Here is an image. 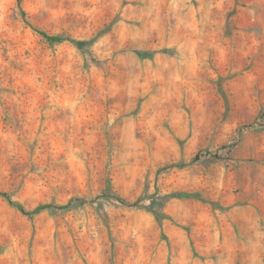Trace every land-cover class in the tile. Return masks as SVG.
<instances>
[{
  "label": "rangeland",
  "instance_id": "obj_1",
  "mask_svg": "<svg viewBox=\"0 0 264 264\" xmlns=\"http://www.w3.org/2000/svg\"><path fill=\"white\" fill-rule=\"evenodd\" d=\"M0 264H264V0H0Z\"/></svg>",
  "mask_w": 264,
  "mask_h": 264
},
{
  "label": "trees",
  "instance_id": "obj_2",
  "mask_svg": "<svg viewBox=\"0 0 264 264\" xmlns=\"http://www.w3.org/2000/svg\"><path fill=\"white\" fill-rule=\"evenodd\" d=\"M17 1H18V3H20V0H17ZM31 27L33 28V30L35 32H37L40 36H42L44 39H46L47 41H49L51 43L59 44V43H62L64 41H70L71 43H73L78 48H82L84 45H86L88 43V41H86V40H80V39H76V38H72V37H68V36H63V35H59V34H49L45 30H42L38 27H34V26H31ZM17 207L21 211H25L21 205H18Z\"/></svg>",
  "mask_w": 264,
  "mask_h": 264
}]
</instances>
